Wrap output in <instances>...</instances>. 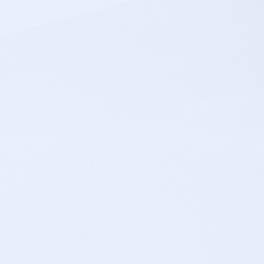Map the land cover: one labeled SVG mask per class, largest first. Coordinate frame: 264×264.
<instances>
[{
	"label": "snow or ice",
	"instance_id": "obj_1",
	"mask_svg": "<svg viewBox=\"0 0 264 264\" xmlns=\"http://www.w3.org/2000/svg\"><path fill=\"white\" fill-rule=\"evenodd\" d=\"M0 264H264V0H0Z\"/></svg>",
	"mask_w": 264,
	"mask_h": 264
}]
</instances>
